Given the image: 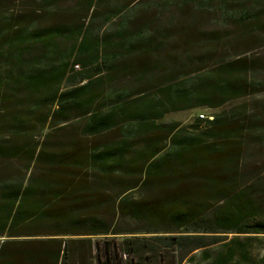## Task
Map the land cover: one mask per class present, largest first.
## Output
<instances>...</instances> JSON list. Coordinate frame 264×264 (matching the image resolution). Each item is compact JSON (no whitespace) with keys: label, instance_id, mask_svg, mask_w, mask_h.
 <instances>
[{"label":"trees","instance_id":"trees-1","mask_svg":"<svg viewBox=\"0 0 264 264\" xmlns=\"http://www.w3.org/2000/svg\"><path fill=\"white\" fill-rule=\"evenodd\" d=\"M256 49L264 0H0V264H264Z\"/></svg>","mask_w":264,"mask_h":264},{"label":"rangeland","instance_id":"rangeland-1","mask_svg":"<svg viewBox=\"0 0 264 264\" xmlns=\"http://www.w3.org/2000/svg\"><path fill=\"white\" fill-rule=\"evenodd\" d=\"M255 44H256V42L252 39H249L247 41L243 40V41L239 42V47H251ZM255 51L261 53L260 55L264 54V49H256ZM257 98H264V93L259 94L257 96ZM199 114H204L206 116L209 113H208L207 109L180 110V111H175V112H171V113L166 114L165 120H177V121H181L183 123H188L196 115H199ZM229 236H231V234ZM254 249H256V248H254ZM183 264H186V262H183Z\"/></svg>","mask_w":264,"mask_h":264},{"label":"built area","instance_id":"built-area-1","mask_svg":"<svg viewBox=\"0 0 264 264\" xmlns=\"http://www.w3.org/2000/svg\"><path fill=\"white\" fill-rule=\"evenodd\" d=\"M199 116H200V117H203V116L205 117V115H204V114H199Z\"/></svg>","mask_w":264,"mask_h":264}]
</instances>
